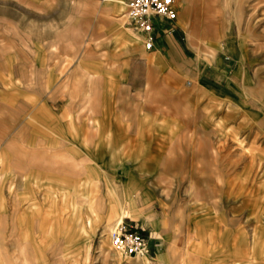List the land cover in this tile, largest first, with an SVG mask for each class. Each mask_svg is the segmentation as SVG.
Here are the masks:
<instances>
[{
  "label": "crops",
  "instance_id": "1",
  "mask_svg": "<svg viewBox=\"0 0 264 264\" xmlns=\"http://www.w3.org/2000/svg\"><path fill=\"white\" fill-rule=\"evenodd\" d=\"M126 1L0 0V264H95L98 231L122 212L148 237L125 264H246L242 235L178 181L231 116L264 115L244 93L251 78L264 97V62L241 33L200 39L194 0L154 21L145 50ZM203 219L219 234H196ZM250 248L264 264V235Z\"/></svg>",
  "mask_w": 264,
  "mask_h": 264
},
{
  "label": "rangeland",
  "instance_id": "2",
  "mask_svg": "<svg viewBox=\"0 0 264 264\" xmlns=\"http://www.w3.org/2000/svg\"><path fill=\"white\" fill-rule=\"evenodd\" d=\"M191 5L194 12L189 25L200 39L205 37L209 40L211 37L215 42V39L236 37L241 33L257 62H264V0H194ZM235 10L242 11V18L232 17ZM259 80L263 81L260 89L264 96V74L259 76ZM247 81L244 93L263 107L261 101L264 97L250 90L254 85L256 91L257 81L254 84L251 78ZM234 117H230L233 124L229 125L226 133L211 132L206 136L204 146L194 148V152L200 155V161L194 164L193 177L180 179L178 187L180 190L193 189L194 197L206 199L216 213L224 214L227 235H242L244 263L250 264L251 239L264 235V115L258 121L249 115L238 114L236 123ZM124 213H120L107 228L98 231L92 248L95 264H107L110 260L115 264H125L131 258L113 250L108 237ZM184 215L183 210L175 212L176 219L181 220ZM216 217L220 219L212 212L211 219ZM201 225L195 230L196 234H219L217 225L212 224L209 232L206 220L203 219ZM228 252L233 255L234 248H229Z\"/></svg>",
  "mask_w": 264,
  "mask_h": 264
},
{
  "label": "built area",
  "instance_id": "3",
  "mask_svg": "<svg viewBox=\"0 0 264 264\" xmlns=\"http://www.w3.org/2000/svg\"><path fill=\"white\" fill-rule=\"evenodd\" d=\"M122 15L124 26L132 33L142 35L145 50H152L156 37L154 21L173 22L177 17L175 0H127ZM110 246L124 256L145 253L148 237L132 222L118 221L109 232Z\"/></svg>",
  "mask_w": 264,
  "mask_h": 264
},
{
  "label": "bare ground",
  "instance_id": "4",
  "mask_svg": "<svg viewBox=\"0 0 264 264\" xmlns=\"http://www.w3.org/2000/svg\"><path fill=\"white\" fill-rule=\"evenodd\" d=\"M119 219V218H118ZM117 252H119V251H117ZM120 254H122L121 252H119ZM142 254H145V253H142ZM142 254H138V255H142Z\"/></svg>",
  "mask_w": 264,
  "mask_h": 264
}]
</instances>
